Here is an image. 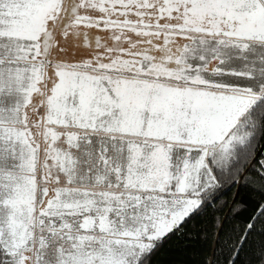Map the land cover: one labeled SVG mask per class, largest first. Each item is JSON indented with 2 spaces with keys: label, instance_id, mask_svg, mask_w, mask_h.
I'll list each match as a JSON object with an SVG mask.
<instances>
[{
  "label": "snow or ice",
  "instance_id": "obj_1",
  "mask_svg": "<svg viewBox=\"0 0 264 264\" xmlns=\"http://www.w3.org/2000/svg\"><path fill=\"white\" fill-rule=\"evenodd\" d=\"M181 240L264 264V0H0V264Z\"/></svg>",
  "mask_w": 264,
  "mask_h": 264
},
{
  "label": "trees",
  "instance_id": "obj_2",
  "mask_svg": "<svg viewBox=\"0 0 264 264\" xmlns=\"http://www.w3.org/2000/svg\"><path fill=\"white\" fill-rule=\"evenodd\" d=\"M237 189H233L231 192H228L223 198L222 201L227 200L230 201L234 194L237 192ZM258 195L256 193L249 192L247 190H239V200L241 202L246 203L247 205H251L254 201L258 200ZM227 208L225 209V213H227ZM218 215H223V213H219ZM247 215V211L241 212V219ZM239 220H237V223ZM231 223V221H230ZM185 241L181 240L179 244L176 241H173L169 246H166V249L162 251V253L156 258L159 261V264H169L173 259L181 256L185 250ZM199 248V245H197ZM189 254L192 252V249H187Z\"/></svg>",
  "mask_w": 264,
  "mask_h": 264
}]
</instances>
